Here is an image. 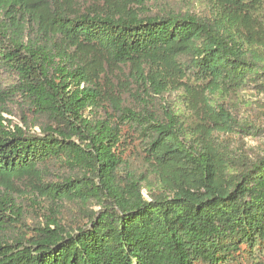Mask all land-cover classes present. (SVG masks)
<instances>
[{"label":"trees","instance_id":"1","mask_svg":"<svg viewBox=\"0 0 264 264\" xmlns=\"http://www.w3.org/2000/svg\"><path fill=\"white\" fill-rule=\"evenodd\" d=\"M171 2L0 0V264H264V0Z\"/></svg>","mask_w":264,"mask_h":264},{"label":"rangeland","instance_id":"2","mask_svg":"<svg viewBox=\"0 0 264 264\" xmlns=\"http://www.w3.org/2000/svg\"><path fill=\"white\" fill-rule=\"evenodd\" d=\"M171 3L181 10L197 11L202 8L200 2L192 3V0H172ZM217 101L224 104L237 122L230 128L219 127L216 133V140L224 154L237 156L244 153L254 159L264 155V91L251 86ZM4 116L20 123L15 115L4 113ZM144 194L149 196L146 190Z\"/></svg>","mask_w":264,"mask_h":264}]
</instances>
